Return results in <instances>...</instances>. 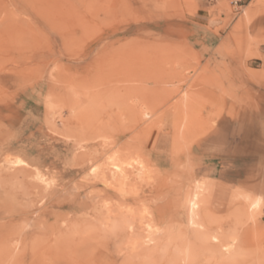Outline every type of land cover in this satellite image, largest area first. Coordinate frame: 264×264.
<instances>
[{
  "label": "rangeland",
  "instance_id": "obj_1",
  "mask_svg": "<svg viewBox=\"0 0 264 264\" xmlns=\"http://www.w3.org/2000/svg\"><path fill=\"white\" fill-rule=\"evenodd\" d=\"M262 30L264 0H0V264H264Z\"/></svg>",
  "mask_w": 264,
  "mask_h": 264
},
{
  "label": "bare ground",
  "instance_id": "obj_2",
  "mask_svg": "<svg viewBox=\"0 0 264 264\" xmlns=\"http://www.w3.org/2000/svg\"><path fill=\"white\" fill-rule=\"evenodd\" d=\"M14 164V163H13ZM198 196H197V194H194L193 195V197H192V199L190 200V202H189V205H188V207H189V213L191 214V221L192 220H195V219H193L194 218V215H195V211L196 212H198V210H197V208H198V198H197ZM254 207V206H253ZM243 212V211H242ZM200 213V212H199ZM240 215H241V213H239ZM197 217V216H196ZM200 220H198V222H199ZM146 225V224H145ZM148 225V224H147ZM152 226V225H151ZM147 227V226H146ZM148 231V230H147ZM149 231H150V229H149ZM152 232V231H151Z\"/></svg>",
  "mask_w": 264,
  "mask_h": 264
},
{
  "label": "snow or ice",
  "instance_id": "obj_3",
  "mask_svg": "<svg viewBox=\"0 0 264 264\" xmlns=\"http://www.w3.org/2000/svg\"><path fill=\"white\" fill-rule=\"evenodd\" d=\"M262 32H264V30H262ZM93 171H95V169H93Z\"/></svg>",
  "mask_w": 264,
  "mask_h": 264
}]
</instances>
